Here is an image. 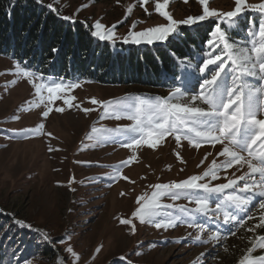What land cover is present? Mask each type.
I'll return each mask as SVG.
<instances>
[{
	"label": "rangeland",
	"instance_id": "1",
	"mask_svg": "<svg viewBox=\"0 0 264 264\" xmlns=\"http://www.w3.org/2000/svg\"><path fill=\"white\" fill-rule=\"evenodd\" d=\"M44 2L54 3V7L61 9V13L67 16H73L80 5L87 4L88 7L80 10L75 19L85 20L88 25L99 19L106 26L123 20L128 6L133 5L126 22L117 24L115 29L121 38L127 35L133 21H140L136 24L135 31L167 23L155 12V0L144 7L137 0ZM246 2L259 3L260 0ZM209 7L229 11L234 8V0H210ZM167 10L177 20L202 14V6L198 0H187V3L185 0H171ZM244 14L258 15L260 22L264 20V14L258 11L249 9ZM208 20L219 23L215 18ZM106 42L111 46L116 43L135 45L125 44L122 39L115 44ZM14 72V61L0 57V209L3 210L0 214L4 217L2 236L6 235L14 242V247L3 244L0 249V264H25V261H31V264H54L57 252L65 257L66 264H114L120 261V264H238L241 260H245V264L247 260H253L254 264H264V260L260 259L264 256V248L257 246L251 253L247 251L253 247L256 236H264V228L257 227L255 232L248 231L260 223L259 197L250 206L249 215L253 219L249 220L244 216L243 226L236 222L226 224L222 213L210 211L204 215L193 212L195 200L186 194H181L176 200L170 196L160 198L161 207L157 211L161 218L182 217L175 227L157 229L153 224L140 223L132 217L133 211L139 206L137 197H150L153 191L151 185L199 175L213 160L218 163L223 161L224 157L217 155L222 151V144L213 146L201 143L197 149L182 139L178 146L175 137L170 135L156 149L142 146L136 150V159L120 169L122 176L129 177V180H112L110 176L113 169L110 166L133 155L132 150L113 142V139H106L93 146L94 140L86 135L93 126L112 129L133 123L123 117L119 120L110 116L101 119L102 108L92 104L89 98L95 97L103 101L126 96L155 99L168 97L173 90L77 81L80 86L70 93L76 98L73 103L80 104L81 108L95 110L86 115L81 109H68L63 101L57 100L52 105L53 111L44 118L41 114L45 111V105L35 108L27 103L34 99V89L27 78L17 77ZM233 74L231 68L227 70L229 86ZM13 79L17 82L9 83ZM44 80L50 78L44 77ZM198 88L185 94L182 102L190 101L191 95L199 91ZM262 98L260 100L264 103ZM36 102L39 103L38 99ZM57 106L65 107V111L56 112L54 109ZM196 106L208 107L202 102H196ZM14 116L19 119H12ZM259 118H264V111L260 112ZM37 124H42L43 130L35 135L29 134L26 137L18 131ZM48 133L52 135L49 136ZM104 135L117 138L115 133ZM241 154L247 157V152ZM226 171L229 178H234L233 173L239 176L247 172L248 168L247 165L243 168L234 165ZM219 177L211 183H225V170L219 172ZM256 180H259L258 174ZM242 186V182H239V187ZM230 191L233 190L211 194L210 208L214 209L217 203L223 205L225 196ZM191 195L195 197L208 194L197 190ZM178 206H183L188 211L181 212ZM121 218L133 219L135 233L132 232V225L120 223ZM15 219H22L33 225V228L20 227L13 222ZM193 224L203 225L204 232L198 233ZM35 228L46 230L53 238L52 243L40 240ZM210 233H219L221 239L218 242L209 240L208 243L194 239L199 234L202 240H207ZM68 235L71 236L70 240L67 239ZM61 240L65 242L60 243ZM69 243L79 255L78 260H74L65 251ZM45 247L49 248L48 251L40 253ZM97 247H100L98 253L95 252ZM26 249L31 255L24 257ZM35 251L37 253L33 256ZM201 253L204 254L202 257Z\"/></svg>",
	"mask_w": 264,
	"mask_h": 264
},
{
	"label": "snow or ice",
	"instance_id": "2",
	"mask_svg": "<svg viewBox=\"0 0 264 264\" xmlns=\"http://www.w3.org/2000/svg\"><path fill=\"white\" fill-rule=\"evenodd\" d=\"M35 2L43 5V0H35ZM54 2H58V0H54ZM137 2L141 7H144L151 0H137ZM170 3L171 0H155V12L163 17L167 23H160L135 31L136 24L140 21H133L127 35L121 38L116 34L115 29L117 24L126 22L133 8V5H129L124 19L118 21L117 24L106 26L97 19L92 25L88 26L90 35L113 44L121 39L125 44L131 43L137 46L171 43L187 38L185 30L181 26L199 27L201 22L209 18H215L219 23L209 33L210 38L206 41V45L210 51H206L200 57V60L203 61L202 64L199 60L193 64L191 58H178L176 53H170L179 61L178 64L173 66V72L180 65H183L181 70L183 71L184 87L174 88L168 97L152 99L126 96L109 101L98 100L95 97L89 98L92 104L99 105L102 108L101 119L105 116L114 117L117 120L123 117L133 123L129 126H118L112 129L93 126L91 132L86 135L90 140H94L93 146L104 142L106 139H113V142H118L122 147L132 150L133 155L118 164L110 166L113 169L110 176L112 180L121 178L129 180V177L122 176L120 169L136 159V150L142 146L156 149L164 138L170 135L175 137L178 146L182 139L187 140L191 146L197 149L200 148L201 143L212 144L213 146L217 143L222 144V151L217 155L224 157L223 161L218 163L213 160L212 164L202 174L190 175L179 181L151 185L153 191L150 197H137L139 206L133 211L132 217L138 219L140 223L153 224L157 229L175 227L181 222L182 217L161 218L160 213L157 211L161 207L159 201L161 197L170 196L173 200H176L180 198L181 194H186L189 198L195 200L196 207L192 209L193 212L204 215H207L210 211L217 214L222 213L226 224L236 222L243 226L245 223L244 216H247L249 220L253 219L249 215L250 206L253 200L259 197L260 223L248 229V231L255 232L257 227L264 228V118H259L260 112L264 111V103L260 100V96L264 95V86L253 85L245 77H258L264 81V20L260 22L258 30L249 32V39L244 46L233 42L230 33L239 26L240 17L247 10L250 9L264 14V0H260L259 3L234 0V8L229 11L210 8V0H198V3L202 6V14L189 15L181 20L175 19L167 10ZM185 3H187V0H185ZM44 6L59 16L60 19L72 21L73 23L76 22L75 15L83 8L88 7L87 4H82L73 16H61V9L55 8L54 3H48ZM147 11L145 7V12L147 13ZM59 51V45L51 48L53 54ZM227 66H230L235 74L231 86L227 82ZM32 67L30 61L16 60L14 61V75L27 78V82L34 89V99L27 103L35 108L45 105V111L41 114L42 117L47 118L49 116L53 111L52 105L57 100L63 101L68 109H81L86 115L95 110L81 108L80 104L73 103L76 98L70 93L80 86L76 80L65 81L62 77H58L45 81L43 74L31 70ZM186 69H193V71H186ZM209 73H211L209 78H203L208 76ZM193 78L198 83L199 91L191 95L190 101L182 102V97L190 91L187 86L191 84ZM173 79H176V77L173 76ZM201 80L202 82H200ZM16 82V79H13L9 83L15 84ZM193 87L195 86L193 85ZM37 99L39 103L36 102ZM173 100L181 102H173ZM196 102H202L208 107L196 106ZM54 110L63 113L65 107L57 106ZM12 119H19V117L14 116ZM42 130L43 125L37 124L35 127L18 131L27 137L29 134L35 135ZM104 133H115L117 138L105 137ZM48 135L51 136L52 134L48 133ZM242 152H247V157L242 155ZM176 154L178 158H181L179 153ZM234 165L240 168L247 165L248 171L239 176L233 173L234 178H229L226 170L233 168ZM222 169L225 170L226 182L212 184V181L220 178L219 172ZM257 174L259 176L258 181L256 180ZM130 182L134 183V181ZM239 182H242V187H239ZM236 189H238V192ZM197 190H202L208 195L193 197L192 192ZM226 190L233 191L227 193L225 203L223 205L217 203L214 209L210 208L211 194L225 193ZM121 194L123 195V193ZM178 207L181 212L188 211L183 206ZM2 211L0 209V212ZM69 211H72V209H69ZM240 213L244 215L240 216ZM10 215L14 214L10 213ZM13 222L20 227L33 228V225L22 219H15ZM120 223L122 225H132V232L135 233L136 228L132 218H121ZM192 226L198 229V233L204 232L203 225L193 224ZM34 230L39 233L40 240L49 244L52 243L53 238L46 230L39 228ZM65 232L67 233V230ZM67 239L70 240L71 236L68 235ZM194 239L203 243H208L209 240L218 242L221 236L219 233H210L207 240H202L201 235L197 234ZM59 242L64 243L65 241L61 240ZM257 246L264 248V236L258 235L255 237L253 247L247 250L248 253H251L253 248ZM65 251L74 260L79 259V255L70 243ZM99 251L100 247H97L95 252L98 253ZM203 255L201 253L200 257ZM260 259L264 260V256ZM25 264H31V261H25ZM54 264H66L65 257L57 252ZM238 264H245V260L239 261ZM247 264H254V261L247 260Z\"/></svg>",
	"mask_w": 264,
	"mask_h": 264
},
{
	"label": "trees",
	"instance_id": "3",
	"mask_svg": "<svg viewBox=\"0 0 264 264\" xmlns=\"http://www.w3.org/2000/svg\"><path fill=\"white\" fill-rule=\"evenodd\" d=\"M44 1L41 5L35 0H0V57L13 61H30L33 66L31 70L50 79L62 77L65 81L163 90L182 88L183 65L173 72V66L179 61L170 53H176L178 58H191L193 64L197 60L202 64L200 57L210 51L206 41L216 25L214 20H206L199 27L181 26L187 38L171 43L145 46L116 43L111 46L90 35L87 21H64L45 7L47 3ZM60 15L63 16L61 12ZM259 24L258 15H242L239 26L230 33L231 40L244 46L249 39V32L258 30ZM57 45L60 51L53 54L51 48ZM230 68L227 66V70ZM210 75L211 73L203 78H209ZM245 79L253 85L264 86L258 77L249 76ZM193 85L199 87L195 78L187 86L190 91L186 94L193 91ZM261 98L264 100V95ZM1 216L0 214V249L4 243L14 247V242L8 236H2L4 217ZM48 249L45 247L46 251L42 250L40 253L47 252ZM36 253L35 251L32 255L35 256ZM28 255L31 254L26 249L23 256ZM120 263L121 261L114 262Z\"/></svg>",
	"mask_w": 264,
	"mask_h": 264
}]
</instances>
